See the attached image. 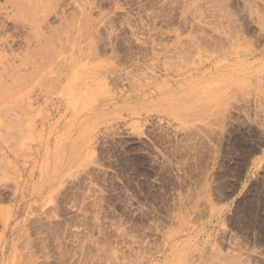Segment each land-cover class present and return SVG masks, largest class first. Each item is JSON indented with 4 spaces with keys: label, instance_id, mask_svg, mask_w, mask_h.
<instances>
[{
    "label": "rangeland",
    "instance_id": "374dc122",
    "mask_svg": "<svg viewBox=\"0 0 264 264\" xmlns=\"http://www.w3.org/2000/svg\"><path fill=\"white\" fill-rule=\"evenodd\" d=\"M0 79V264H264V0H0Z\"/></svg>",
    "mask_w": 264,
    "mask_h": 264
},
{
    "label": "bare ground",
    "instance_id": "6f19581e",
    "mask_svg": "<svg viewBox=\"0 0 264 264\" xmlns=\"http://www.w3.org/2000/svg\"><path fill=\"white\" fill-rule=\"evenodd\" d=\"M17 3H18V2H17ZM18 4H19V3H18ZM41 5H42V4H41ZM13 6H14V5H13ZM33 6H34V3H33ZM16 7H17V6H16ZM22 8H23V7H22ZM34 9H35V8H34ZM34 9H32V10H34ZM37 9L39 10V8H37ZM23 10H24V9H23ZM45 10H46V9H45ZM34 11H35V10H34ZM34 11H33V12H34ZM30 12H31V11H30ZM35 12H36V11H35ZM19 13H20V12H19ZM26 13H28V12L26 11ZM40 13H41V12H40ZM43 13H44V12H43ZM33 14H34V13H33ZM26 15H27V14H26ZM26 15H25V16H26ZM20 16H21V15H20ZM44 16H45V15H44ZM27 17H28V16H27ZM16 18H17V17H16ZM36 18H37V16H36ZM15 20H16V19H15ZM27 20H28V19H27ZM32 20H34V19H32ZM36 20H37V22H38V19H36ZM28 24H29V23H28ZM32 24H33V22H32ZM39 24H40V23H39ZM30 25H31V24H30ZM30 25H29V26H30ZM38 26H39V25H38ZM79 26H80V25H79ZM31 27H32V29H34L33 27H35V26H31ZM39 27H40V26H39ZM39 27H38V28H39ZM74 28H75V27H74ZM39 29H40V28H39ZM39 29H38V30H39ZM83 29H85V28H83ZM75 30H76V29H75ZM34 31H35V29H34ZM39 31H40V30H39ZM79 31H80V30H79ZM68 33H69V32H68ZM77 34H78V32H77ZM78 35H79V34H78ZM65 36H66V35H65ZM67 36H68V35H67ZM70 36H71V35H70ZM70 36H68V37H70ZM37 37L40 38L41 36H37ZM37 37H35V38H37ZM72 37H73V36H71L70 39H72ZM91 38H92V37H91ZM42 39H43V38H42ZM68 39H69V38H68ZM68 39H67V40H68ZM35 40H36V39H35ZM38 40H39V39H38ZM46 42H47V41H46ZM46 42H45V43H46ZM57 42H58V41H57ZM60 42H61V41H60ZM67 42H69V41H67ZM70 42H71V41H70ZM89 42H90V41H88V43H89ZM45 43H44V44H45ZM62 43H63V42H62ZM88 43H87V46H89ZM53 44H54V43H53ZM68 44H70V43H68ZM46 45H47V44H46ZM49 45H50V44H49ZM63 45H64V47H65V44H63ZM84 45H85V44H84ZM90 45H91V44H90ZM43 46H44V45H43ZM61 46H62V45H61ZM61 46H60V47H61ZM85 46H86V45H85ZM46 47H47L48 50H50L49 48L51 47V45H50V47H49L48 45H47ZM46 47H45V48H46ZM62 48H63V47H62ZM62 48H61V51L63 52V49H62ZM66 48H67V47H66ZM47 49H46V50H47ZM67 49H68V48H67ZM67 49H66V50H67ZM83 50H85V49H83ZM90 50H91V49H90ZM44 51H45V50H44ZM49 53H51V52H49ZM52 53H53V52H52ZM73 53H74V52H73ZM41 54H43V53H41ZM54 54H55V56H56L57 53H53V55H54ZM63 54H64V53H63ZM46 55H47V54H46ZM46 55H45V56H46ZM59 55H60V54H59ZM76 55H77V54H76ZM42 56H44V55H42ZM57 56H58V55H57ZM78 56H79V55H78ZM47 57H48V56H47ZM50 58H51V57H50ZM52 58H53V60H54L56 57L54 58V57L52 56ZM52 58H51V62H53V61H52ZM57 58H58V57H57ZM57 58H56V59H57ZM26 60H28V59H26ZM26 60H25V61H26ZM47 60H48V59H47ZM48 61H49V60H48ZM40 62H41V61H40ZM43 62H44V61H43ZM54 63H55V61H54ZM26 64H27V63H26ZM52 64H53V63H52ZM55 64H56V63H55ZM44 66H45V65H44ZM53 66H54V65H53ZM38 67H39V65H38ZM42 67H43V66L40 65L39 68L41 69ZM44 69H45V68H44ZM52 69H53V67H52ZM32 72H33V71H32ZM38 72H39V71H38ZM15 77H16V76H15ZM0 82H1V79H0ZM2 82H3V81H2ZM5 82H6V81H5ZM13 83H14V81H13ZM0 84L2 85L3 83H0ZM14 85H15V83H14ZM14 85H13V86H14ZM13 86H11V88H13ZM25 86H26V85H25ZM25 86H24V87H25ZM0 87H3V86H0ZM14 87H15V86H14ZM16 87H18V86H16ZM6 88H7V89H6ZM6 88H5V89L7 90V91H6V93H7V92H8V86H6ZM11 88H10V89H11ZM0 89H1V88H0ZM10 89H9V90H10ZM21 89H23V88H21ZM21 89H20V90H21ZM3 90H4V89H1L0 91H3ZM11 90H13L12 93H13V92L15 93V90H14V89H11ZM11 90L9 91L10 93H11ZM17 90H18V89H17ZM20 90H19V91H20ZM4 92H5V90H4ZM9 92H8V94H10ZM12 93H11V94H12ZM14 93H13V94H14ZM0 95H1V98H2L3 95H4L5 98H6V97L8 98V96H10V97L12 98V96H13V95L11 96V95L4 94L3 92H1ZM4 97H3V99L5 100ZM1 98H0V99H1ZM11 98H10V99H11ZM3 99H2V100H3ZM10 99H9V100H10ZM2 100H0V103L2 102ZM4 100H3V101H4ZM5 101H6V100H5ZM5 101H4V103L7 102V101H6V102H5ZM9 107H10V106H9ZM9 107H6L7 109H4L5 107H3L2 109H3V111L5 112V111H7V110L9 109ZM13 108H14V107H13ZM13 108H12V109L10 108V109L13 110ZM0 111H1V108H0Z\"/></svg>",
    "mask_w": 264,
    "mask_h": 264
}]
</instances>
